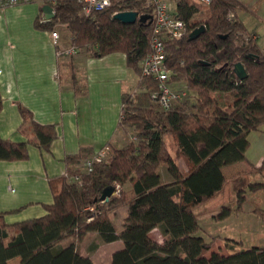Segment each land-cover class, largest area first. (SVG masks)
<instances>
[{
	"label": "trees",
	"instance_id": "1",
	"mask_svg": "<svg viewBox=\"0 0 264 264\" xmlns=\"http://www.w3.org/2000/svg\"><path fill=\"white\" fill-rule=\"evenodd\" d=\"M46 4L54 8L55 18L44 22L39 16L38 28L52 32L55 26L64 25L71 46L79 51L85 49L96 57L127 56L128 66L138 75L137 93L123 95L119 126L134 128L137 142L123 148L110 146L108 158L94 162L91 172L85 170V162L93 159L91 152L81 150L67 156L66 173L50 180L53 202L45 205L44 216L8 224L6 214L0 212V264L16 259L18 264H95L78 247L90 233L98 234L104 243L123 242L111 264H264V246L229 254L211 252L212 244L200 235L196 213L197 206L224 191L228 180L223 169L246 159L250 133L264 126V52L257 35L239 19L244 3L212 0L196 21L199 6L192 0H180L179 15L190 28L184 37L167 41V66L172 81H185L197 101L190 106L185 99L170 111L159 106L157 81L142 75L141 63L151 52V20L124 24L114 19L122 11L146 15L139 3L124 2L91 14L83 11L78 0H43ZM202 25L205 33L191 40L190 33ZM238 64L246 77H239ZM74 84L82 92L75 78ZM20 113V132L27 141L0 136V160L28 159L30 144L50 151L57 137L54 125L37 122L25 107H20ZM167 136L173 140L176 155L168 147ZM162 164L169 182L162 179ZM254 168L263 177L264 159ZM75 176L80 180L71 181ZM240 178L234 179L238 207L246 201ZM118 186L119 194L101 199L106 189L117 190ZM247 187L253 193L263 191L264 179L249 181ZM121 207L127 208V215L118 230L111 213ZM230 214L231 209L225 208L219 218ZM155 229L163 242L153 239ZM72 238L73 242L63 244Z\"/></svg>",
	"mask_w": 264,
	"mask_h": 264
},
{
	"label": "crops",
	"instance_id": "2",
	"mask_svg": "<svg viewBox=\"0 0 264 264\" xmlns=\"http://www.w3.org/2000/svg\"><path fill=\"white\" fill-rule=\"evenodd\" d=\"M42 6L43 0H22L18 5L0 8V136L15 142L27 141L20 132V107L31 111L37 122L54 125L57 132L50 151L30 144L28 159L0 160V212L6 214L8 224L46 214L45 205L53 202L50 180L66 173L67 156L81 150L95 155L117 145L122 97L134 91L138 83V75L128 66L124 53L96 57L80 50L71 57L58 56L51 31L36 25L39 16L46 22ZM64 45L61 47H70L71 43ZM259 46L264 52V47ZM74 78L82 92H77ZM260 132L264 133V126ZM263 159L264 156L253 166L261 165ZM246 162L247 157L225 167L226 178L227 170L241 173ZM180 167L185 168V164L180 162ZM160 173L163 181H171L166 169L161 168ZM114 214L120 216L123 225L127 208ZM103 244L117 247L112 254L123 248L122 241ZM12 262L19 263L17 259Z\"/></svg>",
	"mask_w": 264,
	"mask_h": 264
},
{
	"label": "rangeland",
	"instance_id": "3",
	"mask_svg": "<svg viewBox=\"0 0 264 264\" xmlns=\"http://www.w3.org/2000/svg\"><path fill=\"white\" fill-rule=\"evenodd\" d=\"M241 1L246 8L238 11L239 19L249 32H255L259 35V44L264 47V0ZM205 9L206 8L200 6L199 17L194 20L200 21L203 17L201 13L204 12ZM54 31L60 34L61 45L67 44L68 46L69 43H71V35L66 26L57 25ZM82 50L86 52L85 49ZM62 76H64V74H62ZM172 84L173 86L183 87L188 92V97L185 99H187L190 106L196 103L197 95L188 88L185 81L178 82L174 80ZM129 93L133 95L137 93V89ZM249 140L251 145L246 153L247 162L246 166H242V172L237 173L233 169L227 170L226 175L228 183L224 191L215 199L196 207V213L199 216V224L201 226L200 235L212 244L211 252L219 251L222 254H229L236 250L239 251L244 247L264 246V213L260 214L264 209V190L253 193L247 187L249 181L256 182L263 180L259 173L254 172L255 168L253 165L255 166L260 163L261 158L264 156V133L260 132V130L252 132ZM132 142H137L134 128L122 126L119 128L116 136V143L120 145V147L113 145L111 148H123ZM167 143L169 149L176 155L175 149L172 146L173 140L169 136H167ZM110 152V147H108L104 155L105 159L108 158ZM179 162L183 161L180 160ZM161 168L166 169V166L162 164L160 165V169ZM185 168L183 167L182 169L185 170ZM237 176H241V183L245 190H240V192L242 193L241 195H244L246 200L239 207L237 203L236 185L234 184V179H236ZM128 186L129 184L126 185V189H128ZM114 194L119 193L115 192ZM225 208H230L231 214L228 218L221 219L219 218V214H221ZM119 209H117V211ZM111 217L115 219L117 223L116 227L119 230L122 226L120 225V216L112 212ZM151 235L153 239L158 242H163L162 235L157 229H155ZM74 240L73 238L65 240L63 244H68L69 241L73 242ZM78 243L81 254L84 256H92L96 264H111L113 255L112 250H117L116 246L103 244L104 242L96 233L86 235ZM211 252L209 254H211ZM12 264H17V262H13Z\"/></svg>",
	"mask_w": 264,
	"mask_h": 264
},
{
	"label": "built area",
	"instance_id": "4",
	"mask_svg": "<svg viewBox=\"0 0 264 264\" xmlns=\"http://www.w3.org/2000/svg\"><path fill=\"white\" fill-rule=\"evenodd\" d=\"M22 0H0V8L5 9L18 5ZM135 1L139 3L143 14L151 15L152 38L150 41L151 52L141 63L142 75L150 77L157 81L159 91L156 99L159 106L164 111H170L175 105L181 103L188 97V92L174 89L172 87V74L167 66V41L180 39L189 31V24L179 15L180 0H78L86 14L108 9L114 5L124 2ZM199 7L208 8L212 0H192ZM118 13V12H117ZM142 15L139 13V16ZM199 17V12L193 19ZM233 18V13H229V19ZM200 27V26H198ZM197 27V28H198ZM51 38L56 47H58V56H74L79 50L73 46L62 48L60 44V34L57 31L51 32ZM256 38V37H255ZM108 148H105L85 162V170L91 172L93 163L105 159ZM80 177L75 176L71 181H79ZM119 186L116 193H119ZM93 216L89 217L92 220Z\"/></svg>",
	"mask_w": 264,
	"mask_h": 264
},
{
	"label": "water",
	"instance_id": "5",
	"mask_svg": "<svg viewBox=\"0 0 264 264\" xmlns=\"http://www.w3.org/2000/svg\"><path fill=\"white\" fill-rule=\"evenodd\" d=\"M42 11L43 14L45 15V19L46 21H51L55 18V11L54 8L50 5H44L42 7ZM151 15H140L138 12L135 11H122V12H118L114 15V19L117 21H120L124 24H135L139 19L141 21H146V20H151ZM206 28L204 25L194 29L190 35L189 38L191 40H195L197 39L199 36H201L203 33H205ZM225 38V37H223ZM237 73L239 75L240 78H244L246 77V72L244 67L242 66V64H238L237 65ZM116 192V190L114 189H106L101 197L102 200H108L114 193Z\"/></svg>",
	"mask_w": 264,
	"mask_h": 264
}]
</instances>
